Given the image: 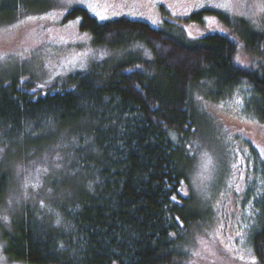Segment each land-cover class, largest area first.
Instances as JSON below:
<instances>
[{"label":"trees","instance_id":"16d2710c","mask_svg":"<svg viewBox=\"0 0 264 264\" xmlns=\"http://www.w3.org/2000/svg\"><path fill=\"white\" fill-rule=\"evenodd\" d=\"M40 2L1 0L0 21ZM207 14L229 31L206 27ZM77 19L94 45L114 50L110 59L50 83L0 79V138L32 150L58 141L53 131L65 132L77 170H61L55 179L63 185L48 186L47 214L25 207L9 220L1 236L8 261L192 264L193 241L212 219L189 188L194 155L205 148L226 168L216 185L236 190L233 179L241 183L250 247L264 264V156L249 141L246 152L238 150L208 107L232 104L264 128V13L254 26L202 8L185 31L169 21L164 29L127 17L101 23L82 7L66 14Z\"/></svg>","mask_w":264,"mask_h":264},{"label":"rangeland","instance_id":"374dc122","mask_svg":"<svg viewBox=\"0 0 264 264\" xmlns=\"http://www.w3.org/2000/svg\"><path fill=\"white\" fill-rule=\"evenodd\" d=\"M40 3L34 7L25 5L28 9L19 17L0 21V79L26 77L36 83H50L84 70L93 62L110 59L114 50L94 45L91 35L80 30V20H65L66 14L75 7L86 9L101 23L127 17L147 20L164 29L169 21L184 31L189 29L191 17L202 8L224 13L230 18H243L254 26H258L264 13L258 7L264 0H42ZM210 3L224 7L212 8L208 6ZM204 22L212 31H229L216 15H205ZM208 107L226 125L228 137H234L231 142L238 150L246 152L244 144L249 141L264 156L263 127L255 121L242 119L232 104H209ZM60 133H51L58 139L56 143L32 150L24 147L20 139L0 138V169L9 170L11 179L3 215L0 213V264H26L9 262L3 252L1 236L10 226L9 220L25 207L36 212L39 208L47 214L49 208L44 202L49 197L48 186L63 185L61 179L58 182L55 179L61 170L66 169L67 175L76 170L75 161L69 159L68 135ZM194 156L189 188L201 203L209 204L212 219L193 241L191 263L251 264L255 258L247 230L251 221L241 210V183L236 177L233 179L231 183L239 187L236 190L216 185L225 178L226 168L217 163L212 151L207 152L205 148Z\"/></svg>","mask_w":264,"mask_h":264},{"label":"snow or ice","instance_id":"6c2138e0","mask_svg":"<svg viewBox=\"0 0 264 264\" xmlns=\"http://www.w3.org/2000/svg\"><path fill=\"white\" fill-rule=\"evenodd\" d=\"M208 6L209 7H212V8H223L224 7V5L217 4V3H210ZM258 7H259V9H260L261 12H264V3L259 4ZM153 23H155V21H153ZM237 62H239L238 58H237ZM45 171H46V169H45ZM33 187H36V185H33ZM173 199H175V198H173ZM4 219L7 220L6 217ZM56 223L59 224L60 221L57 220ZM251 264H256L255 258L252 259Z\"/></svg>","mask_w":264,"mask_h":264}]
</instances>
